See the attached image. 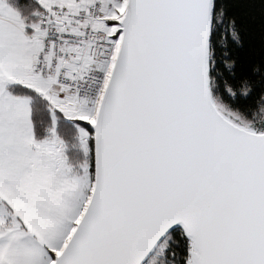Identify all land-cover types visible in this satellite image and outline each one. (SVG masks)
Wrapping results in <instances>:
<instances>
[{"label": "snow or ice", "instance_id": "1", "mask_svg": "<svg viewBox=\"0 0 264 264\" xmlns=\"http://www.w3.org/2000/svg\"><path fill=\"white\" fill-rule=\"evenodd\" d=\"M0 264H264V0H0Z\"/></svg>", "mask_w": 264, "mask_h": 264}]
</instances>
